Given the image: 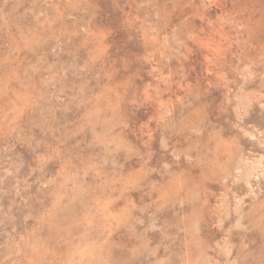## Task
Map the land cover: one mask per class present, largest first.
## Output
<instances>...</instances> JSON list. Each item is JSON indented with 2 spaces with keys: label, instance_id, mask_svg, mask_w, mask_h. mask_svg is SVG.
Masks as SVG:
<instances>
[{
  "label": "rangeland",
  "instance_id": "1",
  "mask_svg": "<svg viewBox=\"0 0 264 264\" xmlns=\"http://www.w3.org/2000/svg\"><path fill=\"white\" fill-rule=\"evenodd\" d=\"M0 264H264V0H0Z\"/></svg>",
  "mask_w": 264,
  "mask_h": 264
}]
</instances>
